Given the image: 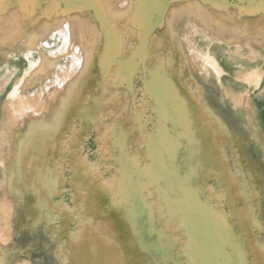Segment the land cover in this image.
<instances>
[{"label": "bare ground", "instance_id": "6f19581e", "mask_svg": "<svg viewBox=\"0 0 264 264\" xmlns=\"http://www.w3.org/2000/svg\"><path fill=\"white\" fill-rule=\"evenodd\" d=\"M129 1L0 0V65L15 54L16 69L22 71L7 93L18 127L19 197L14 223L19 236L14 242L12 235L2 240L0 264H63L57 210L50 203L54 194L29 198L28 192L40 185L33 175L40 168L24 164L43 156L49 143L45 133H59L58 114L53 110L62 105L72 81L65 76L69 69L57 73L54 69L58 63L76 64V50L83 55L88 30L100 35L90 83L102 88L112 75L129 95L134 122L132 127L122 121L115 124L110 149V156L117 157L118 174L109 186L113 193L106 209L125 222L124 264H255L241 227H247V222L233 216L219 186L199 180L197 169L188 165L181 152L175 138L178 90L171 76L160 65L151 71L148 61L154 34L167 19L179 23L185 16L193 38L188 47L191 67L211 96L206 110L223 123L233 111L239 124L246 114L227 102L222 80L239 74L248 93L264 92V23L252 20L264 19V0H132V14L122 23L112 20L108 8L121 10ZM128 25L135 29V41L124 55L123 32ZM252 52L257 60L253 66L234 64L244 56L250 61ZM7 72L0 79V93L11 80ZM135 79L142 82L141 94ZM36 85L31 97L29 90ZM196 94L202 98L204 92L196 88ZM96 122L92 110L85 126ZM236 124L220 128L224 150L231 165L241 166L238 178L242 188L250 190L246 195L254 207L249 224L258 231L257 243L262 246L264 191L258 161L264 149L251 128L245 132Z\"/></svg>", "mask_w": 264, "mask_h": 264}, {"label": "rangeland", "instance_id": "374dc122", "mask_svg": "<svg viewBox=\"0 0 264 264\" xmlns=\"http://www.w3.org/2000/svg\"><path fill=\"white\" fill-rule=\"evenodd\" d=\"M127 7L131 9L129 14L131 15L133 12L132 0L121 10L108 8L111 19L117 23H122L124 20L118 21L115 19V12L125 10ZM258 18L255 17L252 20L264 23V19L259 20ZM179 23L182 26V30L191 31V29H186L185 16H181ZM128 26L124 28L123 39ZM162 30H164V36L169 39L179 34L178 31H172V23L168 19L165 21ZM160 31L154 34L151 39L150 47L153 48L152 53L155 50L153 41ZM86 37V45L82 56L89 58L94 52L96 57L99 47L95 48L94 44L97 40L100 42V35L96 31L91 32L88 30ZM193 55L195 60L198 61L197 55L195 53ZM15 60V54H12L6 61L5 66L0 65V79H2L6 71L11 77L10 82L6 85L5 92L0 94V223L3 227L7 224L4 222L2 204L7 198L11 199L12 197L7 177L8 167L10 166V154L15 143L13 119L10 111H8L7 93L11 89L13 82L22 75V71L18 69L12 74L10 72V68H16ZM248 60L246 56L239 57L236 59L237 63L234 64L236 66L239 65L240 68L242 66L250 67L257 61L255 59H252L253 61ZM85 70L86 67L83 62L81 73H85ZM88 74L87 82L90 89L88 95L83 99L84 104L81 108L83 111L80 114L81 116L77 120H66L58 115L57 128L59 133L54 134L51 131L45 133V137L49 139L48 147L43 156H34L33 158L49 159L51 164L55 165L51 168L36 167V169L40 168L33 174L37 182L40 183L36 191L38 194L44 193V195L51 192L55 195L57 191H61L72 199L63 200L55 197L50 201L56 206L57 210V220L60 227L59 242L57 244L58 248L64 252L63 264H76V262L77 264H124L122 248L124 240L127 238L124 227L125 222L121 217L108 212L106 207L113 193V189H110L109 186L113 185V180L118 174L117 157L110 156L111 138L115 132V124L118 121H122L125 125L134 126L133 117L129 110V95L122 91L118 84L113 82L112 75L106 78L102 88H97L90 83V78L94 76L95 69L94 72H89ZM139 75L143 76L144 72L139 73ZM196 75L200 78L198 74ZM77 76L73 73L68 78L75 82ZM109 77H111L110 85L107 83ZM201 82L204 83L202 80ZM223 83L234 94L245 91L244 84L232 77H225ZM135 85L139 94H141L142 82L139 79H135ZM110 86L119 88L123 94V102L119 107V111L111 110L114 108V104L109 96ZM38 87L36 85L29 90L32 96L36 94ZM29 92H26V94ZM246 102L250 107L249 114L253 122H257L259 127L264 129V95L259 96L255 92L251 97L247 98ZM175 103L177 111L175 138L178 141L181 152L187 159L188 165L197 169L199 180H206L207 184L219 186L223 200L231 207L233 216L238 219L243 218L247 222V227L244 225L241 227L245 229L247 240L254 251L255 264H264V245L261 246L257 243L256 236L258 231L249 224V219L253 215L254 210L253 204L247 199L246 195L250 190L243 189L242 183L238 178L241 166L230 164V156L225 154L224 148L226 145L223 143L221 134L216 136L219 148L217 151L210 152L193 149L191 142L194 140L188 136L186 118H184L183 112L179 109L183 104ZM199 106L202 114L212 118L206 110L205 103H199ZM92 110L96 112L98 122L86 128V118H88ZM37 115H40L39 110H37ZM148 118L150 119L151 115H148ZM42 124L46 126L47 122L42 121ZM66 127L69 130H65ZM77 128L79 130L78 133L76 132ZM65 132L66 134H64ZM259 155L258 168L264 191V152L261 151ZM43 169L50 171L44 172ZM76 192H78V197L75 199ZM103 192H107V194H103ZM73 202H76L79 210ZM11 222L9 223L11 224ZM76 227H82L83 231L72 232ZM80 238L83 240L81 260L75 257L76 247L73 243Z\"/></svg>", "mask_w": 264, "mask_h": 264}, {"label": "crops", "instance_id": "0c3cea01", "mask_svg": "<svg viewBox=\"0 0 264 264\" xmlns=\"http://www.w3.org/2000/svg\"><path fill=\"white\" fill-rule=\"evenodd\" d=\"M115 19L118 21H123L126 16H128L131 13V9L127 7L125 10L115 12ZM172 31H178L179 34L177 36H174L172 39H169L168 37L164 36V30H161L159 34H157L155 40L153 41L154 44V52L151 54L150 60H149V68L156 69L158 66H163L165 70L168 72V74L171 76L174 86L177 88V90L180 92L177 94L175 102L178 104H183L180 106L179 109L184 114V118H186L187 122V128H188V136H190L194 141L191 142L193 149L196 150H205L214 152L217 151L218 143L216 142V136L219 134H223V131L220 130V128L226 127L230 128L231 126L236 124L237 119L235 118V112L230 111L228 115V122L223 123L218 122L217 120L213 118H208L206 115L202 114L200 112V106L199 103H207L210 102V95H207V89L208 87L201 82V79L197 77L195 72L193 71L189 59V55L187 53V48L189 46V43L191 41L192 36L190 34V31L182 30V26L177 21H174L172 23ZM135 29H133L132 26H128L127 31L125 32L124 36V44H123V52L124 54H129L130 49L133 46V43L135 41ZM99 40L95 42L94 47H99ZM76 50V57L77 62L76 64H68L65 63H58L54 69V72H63L66 70L65 74L66 79L75 73L77 76L75 82H72V86L70 87V92L63 98L62 105H60L59 109L53 110V113H56L61 116V118L66 120H72V119H78L81 115L82 106L84 104L83 99L88 95L89 93V85L87 82V77L89 72H94L95 65H96V57L95 53L93 52L89 58H85L84 56H81L80 52ZM78 54V55H77ZM255 53H250V59H254ZM196 56V55H195ZM258 56V54L256 55ZM258 57H256L257 59ZM139 60V58H138ZM140 61V60H139ZM253 61V60H252ZM86 67L85 73H81V67L83 65ZM62 64V65H61ZM61 65V66H60ZM69 67V68H68ZM66 68V69H65ZM12 69V70H11ZM17 70L16 68H10L11 74ZM65 69V70H64ZM57 70V71H56ZM139 73L143 72V69L140 67L138 70ZM112 77V76H111ZM111 77L107 80V83L111 84ZM233 79H236V81L242 82L245 86V91L242 93L234 94L232 93L227 86L223 83L222 80V86L223 90L225 92V97L227 98V102L231 104H236L238 109L244 110L246 116L243 118L242 121H240L239 124H236V126H239L242 129H245V132H248L249 128L252 129V131L256 134L259 140H261V144L263 145L264 149V129L259 127V124L256 122H253L249 112L250 107L248 103L246 102L247 98L251 97L255 92L248 93L247 92V84L245 83L242 75H235L229 76ZM18 79V78H17ZM224 79V78H223ZM196 87L203 90L204 94L202 98H198L199 96L196 94ZM3 93V92H1ZM0 93V94H1ZM259 96L264 95V92L256 91ZM31 97H34L31 95ZM110 98L113 101L114 108L111 109L112 111H119L120 106L123 102V94L121 93L119 88H114L113 86H110ZM8 103V111H10L13 119V132L15 136V143L14 147L12 149V152L10 154V166L8 167V187L10 188L12 192L11 199H6L3 201L2 204V212L4 214V222L7 224L5 227L2 226L0 223V245L2 244V240L4 238H7L9 235H12L13 242L17 241L19 236V231L17 226L14 223V210H15V204L18 200L19 195V177H18V168L20 167V162L17 157V151H18V134L15 122V117L12 112V110L9 107V101ZM223 123V124H222ZM65 130H69L68 127L65 128ZM228 132V130L226 131ZM66 134V132L64 133ZM96 134V133H95ZM27 167H40V168H51L52 166H55L54 164H51V160L49 159H29L24 164ZM60 166V165H59ZM44 172L50 171L43 169ZM34 176H31L33 178ZM38 194L37 191L28 192L27 196L31 199H39L43 198L42 196H36ZM55 197H58V199L68 200L70 197L64 195L61 191H57L56 194L52 197L54 199ZM78 197V192H76L75 199ZM71 199V198H70ZM72 200V199H71ZM74 203V202H73ZM74 205L78 208L76 202ZM79 210V208H78ZM10 221L11 224L9 223ZM4 229H6L4 231ZM83 231V228H75L72 232ZM14 236L16 237L14 240ZM76 250H75V257L81 260L82 258V244L83 240L76 239L74 242ZM79 247V248H78ZM77 264V262H76Z\"/></svg>", "mask_w": 264, "mask_h": 264}]
</instances>
